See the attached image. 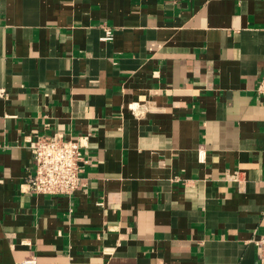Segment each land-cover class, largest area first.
<instances>
[{
    "label": "crops",
    "instance_id": "obj_1",
    "mask_svg": "<svg viewBox=\"0 0 264 264\" xmlns=\"http://www.w3.org/2000/svg\"><path fill=\"white\" fill-rule=\"evenodd\" d=\"M263 74L264 0H0V264H255ZM56 132L72 196L25 183Z\"/></svg>",
    "mask_w": 264,
    "mask_h": 264
},
{
    "label": "built area",
    "instance_id": "obj_2",
    "mask_svg": "<svg viewBox=\"0 0 264 264\" xmlns=\"http://www.w3.org/2000/svg\"><path fill=\"white\" fill-rule=\"evenodd\" d=\"M103 40H110L112 33L105 29ZM257 96L264 100V74L256 88ZM2 92L0 91V94ZM81 142L61 133L41 134L28 140L33 158L32 173L25 178L31 192L37 194H62L72 196L83 186V164L86 163ZM226 177L237 184L242 180L239 171L228 172ZM258 250L255 264H264V231L254 238ZM19 264H35L33 257L23 258Z\"/></svg>",
    "mask_w": 264,
    "mask_h": 264
}]
</instances>
